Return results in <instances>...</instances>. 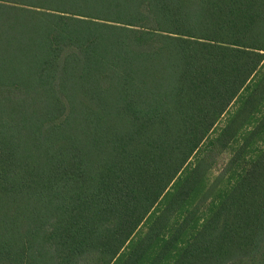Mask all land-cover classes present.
<instances>
[{
	"label": "trees",
	"instance_id": "1",
	"mask_svg": "<svg viewBox=\"0 0 264 264\" xmlns=\"http://www.w3.org/2000/svg\"><path fill=\"white\" fill-rule=\"evenodd\" d=\"M263 62L264 0H0V264H264Z\"/></svg>",
	"mask_w": 264,
	"mask_h": 264
},
{
	"label": "rangeland",
	"instance_id": "2",
	"mask_svg": "<svg viewBox=\"0 0 264 264\" xmlns=\"http://www.w3.org/2000/svg\"><path fill=\"white\" fill-rule=\"evenodd\" d=\"M262 69H264V62L262 64ZM233 109H234V104L229 107L228 113H230ZM227 117H228V114L222 115L220 120L214 126L212 134H211V136H209V138L210 137L212 138L215 135V133H217L219 131V129H221L224 126L225 121L227 120ZM205 143H206V141H204V144ZM204 144H202L200 151L202 149H204ZM251 149L252 148H250L249 151ZM199 152H196V154L193 156V158L197 157L199 155ZM229 152L230 151L223 153L222 155H220L218 157L217 156L214 157L216 160L215 164H214V166H212L211 170L209 171V173L207 175L208 176L207 179L209 181L206 183V189L209 188L210 186L214 185L215 186L214 195H212L210 199L206 200L207 202L200 200V195H197L192 201L193 205H191V207H193L194 205H198L199 206L198 210H200V211H198V215L196 217V219H198V225L197 226H200L202 224V221L207 217V214L209 212L207 210L208 205L217 203L216 199H219L223 194V193H221V191L225 187L227 188L228 186H231L232 185L231 183L235 182L236 177H233V175H231L229 177H224L222 180L218 179V175H220L224 164L228 160ZM147 222H148V220L139 226V228L137 229V231L134 234L135 237H137L140 233H143L145 231V229H146L145 225L147 224ZM190 224H193V223H190ZM192 227H193V225H191V226L189 225L188 226L189 229H187V232L191 231ZM185 239H186L185 237H182V241Z\"/></svg>",
	"mask_w": 264,
	"mask_h": 264
}]
</instances>
